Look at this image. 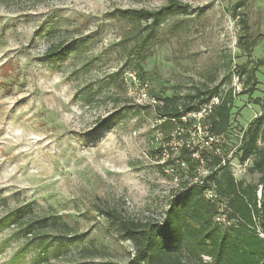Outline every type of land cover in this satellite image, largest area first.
I'll return each mask as SVG.
<instances>
[{
  "label": "rangeland",
  "instance_id": "obj_1",
  "mask_svg": "<svg viewBox=\"0 0 264 264\" xmlns=\"http://www.w3.org/2000/svg\"><path fill=\"white\" fill-rule=\"evenodd\" d=\"M180 1L187 7L164 13L146 37L150 21L136 10L167 0H0V264H127L132 243L95 206L161 218L180 182L205 179L208 164L190 176L176 161L181 140L199 138L197 119L162 127L128 91L129 71L160 96L226 88L237 76L249 88L253 71L255 90L230 108L224 153L236 179L257 182L253 157L241 161L237 145L263 111L264 64L255 59L264 58V0ZM55 44L59 55L45 56ZM50 208L75 232L59 237L49 223L39 262L38 240L7 213Z\"/></svg>",
  "mask_w": 264,
  "mask_h": 264
},
{
  "label": "trees",
  "instance_id": "obj_2",
  "mask_svg": "<svg viewBox=\"0 0 264 264\" xmlns=\"http://www.w3.org/2000/svg\"><path fill=\"white\" fill-rule=\"evenodd\" d=\"M187 5L180 0H167L160 8L137 9L139 18L150 21L145 36L153 35L155 25L161 22L164 13L173 8L185 9ZM63 48V45H52L45 51V56L54 58ZM262 64L264 58L255 59V67ZM253 75L252 71L246 83L252 82L251 86L243 88L241 82L242 90L237 93L229 78L230 84L226 88L194 84L182 94H153L159 102L151 107L161 118L162 127L180 130L194 120L193 116H187L186 119H182V116L198 111L216 97L217 102L211 105L204 119L207 120L210 133L222 134L230 124V108L234 97L255 90ZM139 78L146 81L143 77ZM149 91L152 92L150 87ZM257 100L261 102L263 111L241 128L237 145L241 161L253 157L250 170L259 174L256 183L236 179L226 164L227 159L223 162L222 156L212 149L200 148L198 144L201 141L195 144L191 142L189 146L184 141L178 149L179 159L185 161L190 176L196 173L201 162L208 164L209 170L205 179H202L203 184L187 179L180 182L175 192L170 194L161 218L137 217L115 207L95 206L107 220L115 224L119 237L132 243L133 256L127 264H264V237L258 233L259 227L264 229V97ZM196 152L198 157L193 156ZM206 185H213L217 199L205 198L203 189ZM259 188L260 198L257 194ZM218 202H225L227 217L232 218L230 224H219L215 220ZM7 217L19 231L30 235L31 243L38 240L36 257L39 262L47 260L45 252L49 234L46 228L49 223L59 237L75 232L74 227L58 217L51 208L41 215L36 212L25 214L15 209L8 212ZM204 256H209V259Z\"/></svg>",
  "mask_w": 264,
  "mask_h": 264
},
{
  "label": "built area",
  "instance_id": "obj_3",
  "mask_svg": "<svg viewBox=\"0 0 264 264\" xmlns=\"http://www.w3.org/2000/svg\"><path fill=\"white\" fill-rule=\"evenodd\" d=\"M127 73L128 75L126 77L129 79V85L127 88H128V91L129 89L133 91L132 94L131 93L130 94L132 95V97H134V99H136L140 104H143V105L146 104L150 106H154V104L159 102L157 96L150 93L149 84L147 81L140 80L138 74L135 73L134 71H129ZM233 84L236 87V89L240 88L241 82L238 79V77H236V79L233 81ZM216 102H217V98L214 97L208 104L203 105L198 111L188 112L185 116H182V119H186L187 116L195 117L197 119V124H194L193 132L195 134L198 133L199 138L198 140L197 139L195 141L193 140L192 143L195 144L194 142L201 141L200 144H198L200 148L212 149L215 153L222 156L223 162H225L226 155L224 153V144L226 143V139H225L224 133L222 134L210 133L207 130V127H204L203 125L198 123L199 120L208 113V111L211 108V105L215 104ZM183 142L184 140H181L180 145L183 144ZM184 143L186 144V146H189L191 142L186 143L185 141ZM174 152L177 153L176 150ZM193 155L195 157H198V152L194 153ZM176 161L178 164L186 166V163L183 159L176 158ZM203 167H204V163L201 162L200 167L197 168V171H200L201 169H203ZM171 170H173V168H171ZM194 182L203 184L202 179H199V178H197ZM212 186L213 185H208V186L206 185L205 188L203 189V194L205 198L208 200H215L218 198ZM257 194H258V197L260 198V195H261L260 188L258 189ZM217 208H218V214L214 217L215 220L219 224H224V225L228 223L230 224L232 222V218L227 217V209H226L225 202L224 203L218 202ZM258 233L261 237H264V229H261L259 227ZM204 258L209 259V256H204Z\"/></svg>",
  "mask_w": 264,
  "mask_h": 264
}]
</instances>
